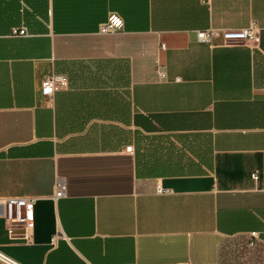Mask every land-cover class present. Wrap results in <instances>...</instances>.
<instances>
[{"label": "crops", "instance_id": "0c3cea01", "mask_svg": "<svg viewBox=\"0 0 264 264\" xmlns=\"http://www.w3.org/2000/svg\"><path fill=\"white\" fill-rule=\"evenodd\" d=\"M54 74L69 84L46 97ZM10 197L32 202V240ZM253 232L263 249L264 0H0L2 254L264 264L221 258Z\"/></svg>", "mask_w": 264, "mask_h": 264}, {"label": "built area", "instance_id": "2783aa9c", "mask_svg": "<svg viewBox=\"0 0 264 264\" xmlns=\"http://www.w3.org/2000/svg\"><path fill=\"white\" fill-rule=\"evenodd\" d=\"M108 20L100 25L99 32L101 33H114L117 30H120L124 27V19L117 12L110 13L108 15ZM13 35H26V29H14L12 32ZM219 32L216 31H199L198 37L202 41H210L213 35H219ZM257 34V27L255 24L242 29L241 39L242 42H246L248 39L254 37ZM241 42V43H242ZM165 45L162 46V48ZM69 84L68 78L64 75L54 74L46 77L43 80L41 92L46 97H51L58 89H62L67 87ZM128 151H132V146H127ZM160 190V189H159ZM162 191V190H160ZM66 195V183L64 181H57L56 184V198H61ZM4 205L6 208V217L8 220H20L27 224L28 226V238L29 240L33 239V206L32 202L25 197H10L4 201ZM252 240L249 242V246H253L255 239L258 238V234L256 232L251 233ZM0 261L6 264H21L6 255L0 252ZM177 264H191L189 261H184L182 263Z\"/></svg>", "mask_w": 264, "mask_h": 264}, {"label": "trees", "instance_id": "16d2710c", "mask_svg": "<svg viewBox=\"0 0 264 264\" xmlns=\"http://www.w3.org/2000/svg\"><path fill=\"white\" fill-rule=\"evenodd\" d=\"M220 255L222 260H252V259H259V257L264 256V248L261 249L256 242H254L253 246H241V247H221Z\"/></svg>", "mask_w": 264, "mask_h": 264}]
</instances>
